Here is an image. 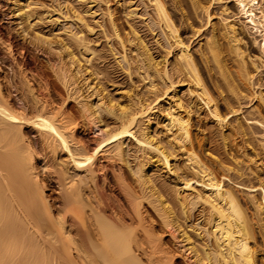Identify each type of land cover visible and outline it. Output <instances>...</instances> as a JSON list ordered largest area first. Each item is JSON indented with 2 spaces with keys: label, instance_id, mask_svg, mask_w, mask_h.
Here are the masks:
<instances>
[{
  "label": "bare ground",
  "instance_id": "obj_1",
  "mask_svg": "<svg viewBox=\"0 0 264 264\" xmlns=\"http://www.w3.org/2000/svg\"><path fill=\"white\" fill-rule=\"evenodd\" d=\"M39 1L12 0L20 29L12 32L0 26L5 54L0 57V264H177L181 256L186 264H260L264 188L260 198L248 193L246 201L255 211L256 228L247 203L223 179L244 166L233 162L231 167L229 160L217 159L223 172L219 175L195 150L192 119L207 113L218 126L229 127L230 134H221L223 147H229L231 136H246L241 125H227V116L238 113L233 103L246 99L247 83L264 69V36L258 53L251 55L237 22L225 20L220 30L238 63L235 76L217 42L219 30L211 26L200 57L219 99L207 87L170 13V5L178 8L180 0H170V5L165 0H115L127 18L141 16L150 31L158 30L154 37L159 51L134 24L129 22V31L123 33L121 16L110 0H84V13L73 7L63 12L57 2L56 8L50 6L55 14L34 11ZM191 3L194 10L201 8ZM236 3L245 22L264 35L263 5L257 0ZM202 9L209 18V6ZM43 15L60 26L68 40L36 28ZM85 15L99 25L133 82L124 101L95 81L100 74L91 70L95 51L84 33H97ZM35 51L47 56L67 97H54L47 72L36 65ZM134 75L146 84L144 90L135 85ZM258 98L264 105L262 92ZM69 99L76 100L84 120L69 111ZM109 121L118 127L110 129ZM33 130L40 141L31 138ZM117 161L128 166L132 184L129 174L116 168ZM155 169L160 176L150 174ZM157 228L172 238L178 253L170 250Z\"/></svg>",
  "mask_w": 264,
  "mask_h": 264
},
{
  "label": "rangeland",
  "instance_id": "obj_2",
  "mask_svg": "<svg viewBox=\"0 0 264 264\" xmlns=\"http://www.w3.org/2000/svg\"><path fill=\"white\" fill-rule=\"evenodd\" d=\"M110 1H112L109 3L111 5L112 9L113 10L115 9L114 10L115 12L117 11L116 15L118 17L121 16L119 18L120 19L119 22H120L121 26L124 27L123 33L126 34L129 31V25H128L129 22L134 24L135 27H137L139 29L140 34L142 36L144 35L143 37L146 40V42L149 45H151L153 48L155 47L154 50L159 51V47L156 43V37H154L155 33H158V30H156L155 33L150 31L148 29V27H146L147 25H146V22L144 21V18H142L141 16H138V17L133 18V19L127 18L125 13L122 12V8L119 7L118 4H116V1L115 0H110ZM194 1H196V3H198L201 6V8L194 10V8L192 7L191 0H180L182 5H180V7H178V8L171 6L169 4L170 0H165L166 5H170V13H171L175 23L178 25V27L180 29V35H181L182 39L187 44L190 45V49L193 52L195 58L197 59L198 66L200 68V71L202 72L201 74L203 76L205 83L207 84V87L213 93V96L220 99V97H219L220 93L218 92L219 90L217 89L215 84H213V79L207 74L206 69H205V65L202 63L203 61L200 57L201 56L200 55L201 50L203 48H205L204 47L205 45L203 43L206 44V42L211 37V33H212L211 32L212 31L211 26H214L215 28H217V30L220 31V32L218 31V34H217V40H218L217 42L219 43V47L221 49L222 56L225 60V63L227 64L229 70L231 72H233V75L236 74L235 76H237V72H238V66H237L238 63H237L235 56L233 54L229 53L228 39L225 38L224 35H222V30H220L223 28V23H225V20L226 19L235 20L237 22L238 33H240V37H242V39H243L244 48L247 47L248 53H250L251 55H253L254 53L255 54L258 53V49H259V45H260L259 43L262 42L264 35H261L259 32H256L252 28V26H250L249 24H247V22H245L246 19L244 18V16L242 14H240L238 7H236L237 6L236 5L237 0H217V1L194 0ZM257 1L259 2V4H261L259 6L262 7V5H263L262 8L264 10V0H257ZM57 2L62 3V6L64 8L63 12L69 11L70 8L73 7L75 10H78L79 12L84 13V10H86V8H88L87 2H85L84 0L83 1L82 0H42V1L40 0L38 2V4L39 5L41 4V6H39V7L35 6V8L33 6V8H34V11L35 10L39 11V10L48 9V10H50V12L55 14V12H53L54 8H51L50 6H53L56 8ZM145 2H147V0H145ZM138 3L141 4L140 2H138ZM202 6L203 7L209 6V9H208L209 18L207 17L205 10L202 9ZM36 7H38V9H36ZM97 7H98V4H97ZM97 7H96V9H97ZM139 9H140V14L143 13V10H144L143 5H140ZM14 10H15V7L12 4V0H0V26L4 27L6 30H12V32H14V30L20 29L19 25H18V19L16 16L17 14L15 13ZM257 12H259V11H257ZM70 13L72 14V12H70ZM42 17L43 18L45 17L44 20L40 21L36 25V28L40 29L44 33V35L46 33V35L52 37V34H57L59 36V38H61V39L65 38L66 40H68L67 36L64 34V32H62V29L60 26L54 24L53 22L52 23L49 22L46 19V15H43ZM85 18H86V21L92 27H94V32L97 33V35L96 34L90 35L87 32L84 33L86 38L88 40H90V45H91L92 49L95 51V55L92 59L93 62H92L91 70H93L94 72L97 71L98 73H100L97 76H95L96 77L95 81L100 83V85H102L103 88L106 89V91L109 92L112 97H115V99L118 98L119 101H121V100L124 101L125 95H126V93L129 92L128 90H130V87H131L133 82L128 77L127 73L125 71H123L122 68L120 67V65L118 64L117 57L111 52L110 47H109V43H108L107 39L103 36V34L101 32V28L99 27V25L95 22V20L90 15H85ZM180 20H181V22H180ZM208 20H209V22H208ZM207 22H208V24H207ZM70 24L75 31H77L79 29L78 24L71 23V22L68 23V25H70ZM247 25H249V26H247ZM195 32H196V34H194ZM254 41H256V42H254ZM17 42L20 44L22 43L21 37L17 38ZM113 42H114V40L111 41V43H113ZM54 47H55V45H54ZM53 51H55V53H56L57 50H53ZM34 53H35L36 58H37V63H38V64L36 63L37 67L46 71L47 75H48L49 82L53 83L51 85L54 87V90H53L54 97L58 101L61 100V98L63 99L65 97H67L66 90L61 85L59 80L57 78H55V75H53L54 73L51 71V69L48 66L49 63H48L47 56L44 53L38 52V51H35ZM2 56L5 57V54L0 49V57H2ZM260 72H254L255 74H254L253 80L249 84L247 83L246 90H248V91H246V92H247L248 96L246 97V99H244L245 101L244 100H242L240 102L235 101V103H233V105H234V106L232 105L233 109L235 111H238V113L237 112L231 113V115L229 114L227 116V121H228L227 125H230V126L231 125L232 126L241 125L243 128H246L245 129L246 136H244V137L243 136L240 137V135L231 136L230 141H229L230 142L229 147H223L224 145H223V142L221 139V134L224 131H225L226 135L230 134L229 133L230 131L228 129L229 127H227V128L225 127L226 128L225 129V128L218 126L217 123L213 120V118L210 117L209 115H207V113L201 114L203 117L201 115H199V116L196 115L192 119L193 142H194L193 145L195 147V150L198 151L197 153H199L203 158H205L206 161H208L207 163L209 165L211 164L210 165L211 167H214L215 169L217 168L219 170L218 171L219 175H222L223 172L220 169V167H218V165H217V159L229 160L231 162V164H230L231 167H234L235 165H233V164H235L236 162H238L240 164V165L238 164L239 168L244 166L243 168H241L242 170H239L240 172H238V171L236 172L235 170H233L232 176H230L228 179L226 177H223V179L225 178L224 180H225V183L227 185H230L232 187L234 186L233 188H235V191L239 194L240 197L242 196L241 198L243 199V201H245V203H247V205H245V204L244 205H245V207L247 206L249 217L252 220V222L256 225V228L258 227V225H257L258 222H257L256 216H255V213H253L255 211H254L253 207L251 206V204L246 202V201L248 198V193L255 195L257 198H260L259 196H261V194H262V187L264 188V164H263L264 163V147H263V144H264L263 143L264 142V105L261 104L262 102L258 98V96L261 92L264 95V69ZM10 75H12V72L10 73ZM215 76L217 77L218 74H215ZM133 77H134V82L136 83L135 85L137 87H140L138 89L144 90L146 84L142 81H138L137 75H134ZM110 82H111V84H110ZM54 91H56V92L54 93ZM184 92H185V90L182 91V93H184ZM219 103L221 104L220 110L222 109L221 111L226 113L227 109L222 104V101H220ZM68 105H69V108H68L69 111L73 112L74 117L78 121L84 120V119H82V116L79 114L80 112H79L76 100L74 101L73 99H69ZM238 109H240V110H238ZM206 115L208 117H206ZM240 121H241V123H240ZM232 123H234V124H232ZM108 126L110 129H112V128L116 129V127H118V124L116 122L114 123L113 121H109ZM85 134H89V131H86ZM30 136L33 140L35 139V141H40V138L37 136L36 131H34V130L31 131ZM251 139H252V141H251ZM243 141H245L244 142L245 144H242ZM110 146L111 145H109L105 148L106 152L109 151ZM241 146H242V148H240ZM254 147H256V148H254ZM225 148H226V150H225ZM230 148L232 150H230ZM205 149H207L208 152H206ZM222 150H223V152H222ZM237 154H239V155H237ZM65 157H66V155H64V154L61 155L62 159H65ZM133 160H134V158L130 157V162H131L130 164L131 165H133V163H134V165L136 164V162ZM238 160H240V161H238ZM44 162L45 161H43L40 166H42V164ZM47 164L49 165V163H47ZM115 165H116V168H122L123 170H125L129 174L128 182L132 184L133 183L132 181H134V180L131 179V178H133V176L129 172L128 166L124 162H120V161L115 162ZM41 170H42V167H41ZM49 170H51V173H52V169H49ZM241 171H244V172H241ZM251 171H253V172H251ZM48 172H50V171H48ZM239 173L240 174L246 173V175L245 176L243 175L242 176L243 178H242V177H240ZM150 174L151 175L155 174L158 176L161 175L159 172H157L156 169L154 171H151ZM235 175L236 176L239 175L240 179H239V177H237L238 179L235 178L236 177ZM161 179H164V177H161ZM248 179H250V180H248ZM242 180H244V181L242 182ZM249 186H251V187L253 186L254 188H249ZM145 206H147V207H149V209L153 210L151 208V206L146 205V204H145ZM158 232L162 236H164L163 238L167 242V246L170 247V250L173 248L172 252L178 253L179 249H177L176 246H174L172 244L173 243L172 238L168 234H166L165 230L164 229L162 230V228L161 229L159 228ZM258 239H259V245H260L259 249H264V243H263L261 237H259ZM263 254H264V251H263ZM258 259L259 260L262 259L261 261H259V263L264 264V259L261 258V256H259ZM176 260H177L176 261L177 264H186L184 262V259L182 256L177 257Z\"/></svg>",
  "mask_w": 264,
  "mask_h": 264
}]
</instances>
